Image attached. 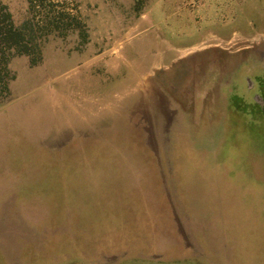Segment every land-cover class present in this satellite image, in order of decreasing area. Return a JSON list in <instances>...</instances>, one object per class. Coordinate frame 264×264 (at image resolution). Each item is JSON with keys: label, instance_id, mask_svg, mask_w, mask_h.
Returning a JSON list of instances; mask_svg holds the SVG:
<instances>
[{"label": "rangeland", "instance_id": "374dc122", "mask_svg": "<svg viewBox=\"0 0 264 264\" xmlns=\"http://www.w3.org/2000/svg\"><path fill=\"white\" fill-rule=\"evenodd\" d=\"M51 1L83 30L11 64L0 264H264V0Z\"/></svg>", "mask_w": 264, "mask_h": 264}, {"label": "trees", "instance_id": "16d2710c", "mask_svg": "<svg viewBox=\"0 0 264 264\" xmlns=\"http://www.w3.org/2000/svg\"><path fill=\"white\" fill-rule=\"evenodd\" d=\"M26 1L28 17L21 26H17L8 5L0 0V107L10 97V85L16 79L10 68L16 57H35L40 53L43 43L62 30H83V24L76 14L62 10L63 7H58L59 5L53 4L51 0ZM233 103L238 106L244 103L246 106L240 110L245 113L252 108L250 112L254 114L257 122L249 126L252 127L253 133H258L264 126V123L260 122H264V107L248 104L239 96L234 97ZM262 135L263 133H260V136Z\"/></svg>", "mask_w": 264, "mask_h": 264}, {"label": "bare ground", "instance_id": "6f19581e", "mask_svg": "<svg viewBox=\"0 0 264 264\" xmlns=\"http://www.w3.org/2000/svg\"><path fill=\"white\" fill-rule=\"evenodd\" d=\"M147 85L151 88L152 87V82H148Z\"/></svg>", "mask_w": 264, "mask_h": 264}, {"label": "crops", "instance_id": "0c3cea01", "mask_svg": "<svg viewBox=\"0 0 264 264\" xmlns=\"http://www.w3.org/2000/svg\"><path fill=\"white\" fill-rule=\"evenodd\" d=\"M144 15V14H143Z\"/></svg>", "mask_w": 264, "mask_h": 264}]
</instances>
